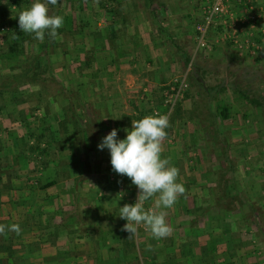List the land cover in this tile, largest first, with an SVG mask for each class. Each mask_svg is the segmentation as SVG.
<instances>
[{
	"label": "crops",
	"instance_id": "1",
	"mask_svg": "<svg viewBox=\"0 0 264 264\" xmlns=\"http://www.w3.org/2000/svg\"><path fill=\"white\" fill-rule=\"evenodd\" d=\"M202 1L188 0L189 3H192L191 11L182 13V19L184 18L187 23L186 32L182 35V38L188 34V38L194 39L195 43H197V24L202 20ZM243 1L246 3L248 0ZM251 1L254 9L235 0L232 1V9L239 15H249L256 10L261 12L258 21L252 26L248 24L243 33V35H248L258 43L260 48L256 52L251 49L240 50L230 41H224L225 26L223 23L219 24L209 34L210 41L214 42L213 48L198 51L202 54L204 51L217 52L220 50L216 57L221 60V63L213 66L217 78L209 77V80L206 79V81L203 79V73L207 68L206 64L203 65V61L194 66L200 74L199 77L196 76L193 68L195 77L199 78L200 82L201 79L205 81V83L202 82L204 87H206V83H210L209 88L223 87L224 92L227 91L229 89L228 82L225 83L221 79L219 80V74L227 73L229 69L232 71L239 67L242 73H247V76L250 77L251 85L253 83L256 88L260 84L263 86L264 0ZM13 8L17 7L14 6ZM164 17L162 15V19L157 17L156 19L159 23H162ZM192 18L195 25L191 24V28H189L190 19L192 20ZM17 23L16 20L14 26H17ZM99 24L104 27L98 26L94 38L88 34L89 31L81 28L85 35L88 34L87 37L91 39V44L95 47V51H85L82 55H87L89 58L96 57V64L88 67L94 69L96 74L98 73L96 86L94 80L85 79L80 81L64 80L65 87L89 88L100 85L105 87V81L101 79L102 76L103 79L111 77V80H114L113 83H116L120 88L122 86L121 81L116 82L117 77H119L118 73L122 71L127 74L131 71L133 73L136 68L141 66L143 61H146V63L149 61L145 57L146 51L156 49L154 44L148 40L147 34L150 33V21L148 19L139 17L124 19L112 16L109 17L110 25L106 26L102 22ZM88 28L85 27L84 29ZM15 33L13 30L8 33V36L13 40V37H18L17 41H19V36ZM110 37L114 40L113 47L109 43ZM43 41L40 42L42 45L44 44ZM82 47L86 48L85 45H82ZM190 50L197 51V46L193 47L192 45ZM8 52L0 51V87L6 83L1 82V78H3V75L6 76L9 71L8 66L5 64L7 57L15 53L13 51ZM65 52L76 53V51ZM20 55V58L24 60L27 54L23 52ZM42 56L46 57L47 55L44 53ZM234 59L239 60V62L243 60V63H236L238 61L234 62ZM42 64L40 63L32 69V75L39 76L40 70L37 67L42 68L45 63ZM46 66L43 73L52 75L56 81L55 72L58 68L53 67L50 63H47ZM63 66H65L66 71H71L66 65ZM198 67H201V69ZM48 80L47 83L52 82L51 79ZM55 81L53 82L55 83ZM44 82L40 78L36 81L39 85H45ZM23 83L24 81L21 80L16 82L17 87L21 86L20 90L28 86ZM4 93L5 90L0 89V145L2 146L0 150V167L4 166L2 162L8 164L7 168H0V224L5 226L18 224L21 232L17 235L15 232L8 231L6 227V234L0 235V264H250L249 258L256 257L255 254L250 252L254 245L252 240L249 241L248 220L244 219L241 203L233 209H227L223 206L231 198L241 199L236 191H232V181L229 182L228 186L226 184L225 187L217 182L216 177H212V183L208 187L201 185V183L199 185V182L198 184L195 183L197 189L190 191L189 194L186 193L187 196H191V199H193L190 201L191 207L185 206L184 197L182 202H180L181 198H178L172 209L167 211L166 219L173 229L172 234L168 238L159 240L153 238L143 226L139 227L138 234L135 237L128 239L129 233L123 230V226L127 221L118 216L119 207L128 204V201L123 200L121 193L111 192L107 187L104 188L102 182L97 180V184L100 185L98 184L96 189L91 188L89 193L79 198V187L86 180L83 174H80L87 170H85V167H87L85 159L100 150L98 145L112 129L118 130L117 139H124L127 134L125 129L131 130L132 120H137L135 108L130 111L129 104L130 102L134 103L130 96L84 97L80 101V109L76 108L80 112L79 114L82 115L81 120L76 122L77 125L73 124L71 122L73 116L69 112L68 119L71 121L66 122V132L62 137V133L58 132L59 127L57 129L56 125H53L49 119L41 121L42 123L37 125L34 122L32 123L33 115L23 106V104L28 103L27 97L30 95H18L22 92H18L16 96L7 95L8 92ZM57 97L46 98L44 104L52 105ZM70 102V98H65L62 105H69ZM59 109L60 113L50 107L47 110L45 109L44 112L46 115L53 114L55 121L56 118L61 121L62 118H66L68 109L66 107L65 109L64 107ZM77 111L73 112L76 116ZM204 112L202 111L201 118ZM59 114L61 116L57 117ZM206 119L209 120L210 118ZM49 123L52 124V127ZM77 127L81 129V135L84 137L80 143L74 140V136L77 134L75 128ZM46 132L48 134H45ZM43 135L49 137L44 143L39 142ZM57 135L60 138H57ZM52 137H54L53 140ZM63 138L64 140H61ZM55 139L64 141L61 144L62 147L54 146ZM183 149L190 151L189 155L196 156L199 165L203 169L209 167L213 171L215 165L211 163V158L206 159L201 154V150L198 149L199 152H197L195 147L193 149L184 147ZM108 151L107 149L106 152ZM56 156L57 158H55ZM78 156L82 158L80 159ZM36 160H38L37 163H35ZM221 160L222 155L217 161ZM58 166H61L62 170L64 167L69 170L67 173L68 178L65 179L63 175L59 179L55 178L56 167ZM180 168L187 167L182 165ZM214 173L218 178L219 173L217 171H214ZM62 174L65 175L63 172ZM91 177L88 176L89 180L92 181ZM113 177L115 182L118 180L125 182L127 180L124 176L115 172ZM69 178L74 180L68 186L66 182ZM186 180V175L181 177L179 173V182L186 184ZM239 182L240 185H243L242 180ZM57 187L62 190L60 194L56 193L55 196L54 193H49ZM137 195L138 191L136 197L132 199L133 204L137 200ZM78 200L82 203L79 204V207H82L80 210L78 208L74 211L73 206L76 204L74 202ZM193 203L194 205H192ZM145 205H149L148 208L153 207L154 199L146 202ZM76 212L86 216V219L89 218L86 225H80L81 220L79 217L75 224H71L77 216L74 214ZM68 221L69 224L66 225ZM89 230L93 233L90 242L87 236ZM95 241L96 245L94 246L95 243L92 244L91 242ZM149 245L154 248L144 252L143 248L149 247ZM111 248L116 251H112ZM100 253L104 257L102 258L106 260L100 258ZM92 256L95 258L89 260L88 258ZM107 257L111 258L108 259ZM146 257L147 261H144ZM255 264H258L257 261H255Z\"/></svg>",
	"mask_w": 264,
	"mask_h": 264
},
{
	"label": "rangeland",
	"instance_id": "2",
	"mask_svg": "<svg viewBox=\"0 0 264 264\" xmlns=\"http://www.w3.org/2000/svg\"><path fill=\"white\" fill-rule=\"evenodd\" d=\"M12 1L0 0V51L15 52L12 56L7 57L5 64L8 66L7 69L9 71L6 76L3 75V78H1V82H6L1 86L2 88L0 87L1 90H5L4 94L8 92L7 95L16 96L18 92H22L18 95H30L27 97L28 103L23 104V106L33 115L32 123L34 122L37 125L42 123L41 121L49 119L53 125H56L57 129L59 127L58 132L62 133H59L62 137L66 132V122L71 121L68 119L70 116V114L68 115L69 112L73 116L71 121L73 124L77 125L76 122L81 120L82 115L79 114L80 112L76 108L80 109V101L84 97L102 95L130 96L134 101V103L130 102L129 104L130 111L135 108L137 120L146 115H167L170 127L166 129L168 136L164 141L162 157L170 158L171 164L180 170L181 177L186 175L187 183L184 186L188 194L191 193L190 191L197 189L195 183L198 184L199 182V185L201 183V185L208 187L212 183V177H216L218 179L217 182L222 187H225L226 184L228 186L229 182L232 181L231 189L233 192L236 191V194L241 196V199L231 198L223 206L227 209H233L241 203L244 219L248 220L249 241L252 240L254 245L250 252L256 255L255 258H249V263L255 264V261L258 264L264 263V84L263 86L260 84L261 87L257 88L253 83L251 85L250 77L247 76V73H242L240 67L233 69L234 72L229 69L227 73L219 74V80L221 79L225 83L228 82L229 89L225 91L228 93L224 92L223 87L210 88L211 90L209 91L205 88H209L208 85L210 83H206V87H203L200 79L194 77V66L203 61V65H207L203 73V79L206 81V79L209 80V77L217 78L213 66L221 63V60L216 57L220 50L217 52L204 51V53L200 54V52L190 50L192 45L193 47L197 46L194 39H189L188 34L182 38V35L186 32L187 24L184 18L182 19V13L191 11L192 3H189L188 0H59L57 5H49V9L50 14L60 15L64 18L63 27L58 29L60 38L53 41L46 33L45 41L42 42L44 43L42 45L41 41L33 38V35L27 34L30 38V43L27 46L28 51L25 50L27 55L23 60L20 58V54L24 52V46L13 49L14 40L8 36V32L13 31L12 27L18 14L22 11L18 8H10ZM28 1H23L25 2L23 10L30 7L33 3V0ZM202 2L201 12L203 7L209 3V0H203ZM162 15L165 16V19L162 20V23H159L156 17L162 19ZM112 16L124 19L139 17L150 21V33L147 36L156 49L146 51L145 57L149 61L147 63L143 61L141 66L136 68L133 73L132 71L129 74L123 71L118 73L119 77H117L116 82L121 81L122 86L120 88L116 83H113L114 80H111V77L103 79L102 76L101 79L105 81L106 88L103 85L98 86L100 88L65 87L64 83L66 80L80 81L90 79V81L94 80V84L96 83L98 73L96 74L94 69L88 68L92 64H96V57L90 56L91 58H89L87 55H82V53L95 51V47L91 44L92 41L87 35H92L93 38L96 37L98 26L104 27L100 26L99 23L102 22L106 26L110 25L109 17L111 18ZM191 24L195 25L193 18L192 20L190 19L189 28H191ZM85 27L89 28L84 29ZM183 27L185 28L183 29ZM81 28L89 31V33L85 35ZM192 35L194 34L192 33ZM109 41L111 47H113L114 40L110 37ZM82 45H85L86 48H83ZM65 51H76V53H67ZM44 53L47 55L46 57L42 56ZM235 61H238L236 63H243V60L239 62V60L234 59ZM40 63L45 64L42 68L37 67L40 70L39 73L36 72L39 76L32 75V69ZM47 63L58 68L55 72L56 81L52 75L43 73ZM63 65L69 67L71 71H66ZM226 77L227 79H225ZM39 78L41 81H45L44 83L46 84H37L36 81ZM48 79H51L52 82L47 83ZM19 80L24 81L23 84L28 85L21 89L22 91L20 90L21 86L17 87L16 84ZM51 96H58L55 103L52 105L44 104V100L46 98L49 99L48 97ZM65 98L71 99L69 105H62ZM251 100L257 102L254 103ZM49 107L54 108V111H58L57 113H60L59 108L64 107L65 109L66 107L68 109L66 118L61 117V121H64L63 123L58 118L55 121L53 114L46 115L44 111ZM224 108L227 109V118L222 112ZM205 109H207L206 112H204ZM74 111H77V116L73 113ZM202 111L204 113L201 118ZM60 116V114L57 115V117ZM206 118L210 119L207 120ZM51 123L49 124L52 127ZM75 129L77 134L74 136V140L80 143L84 137L81 135L79 127ZM45 134H48V132ZM48 138V136L45 137L43 135L39 142L44 143ZM57 138H60V136L57 135ZM61 140H64V138ZM61 140L54 141V146L62 147L61 144L64 141ZM183 146L187 149L195 147L197 152L201 150V154L206 159L211 158V163L215 165L213 171L209 167L203 169L199 165L197 157L189 155L191 152L184 150ZM1 149L2 146L0 145ZM106 150L105 148L104 151H96L90 157L88 156L90 159H85L87 165L85 170H87L80 174H83L86 180L79 187L78 196L80 198V196L89 193L91 188L96 189L99 184H97L98 180L103 183L104 188L107 187L111 192L117 191V193H121L124 201H128V204H133L132 199L136 197L138 188L132 184L127 176H124L127 179L126 183L119 180L114 181V172L112 171V166H110V152H106ZM221 155L222 162H218L217 159ZM78 157L82 158L81 156ZM37 162L38 160L35 161V163ZM2 164L4 166L0 168H7L8 163L2 162ZM182 165L187 168H180ZM56 168L55 178L59 179L61 175L65 179L68 178L67 173L69 170L66 167L63 170L61 166ZM214 171L219 173L218 178ZM88 176H92V181L89 180ZM73 180L69 178L66 185L69 186L73 183ZM241 180L243 185H240L239 181ZM61 192L60 187H57L53 188L52 192L50 191L49 193H54L56 196V193L60 194ZM183 197L185 206L191 207L190 201L193 200L191 196L186 194L185 196H180V202H182ZM120 201L122 200L120 199ZM74 203H76L73 206L74 211L78 210V208L80 210L82 207H79V204H82L80 200ZM148 207L149 205H145V209H148ZM171 209H165V211ZM74 214L77 215H75L77 219L74 217L75 219L71 222L72 225L75 224L78 217L81 220L80 225H86L89 220L88 217L86 219V216L80 215L79 212ZM68 224L69 221L66 225ZM87 236L89 242L92 241L93 233L90 230L87 232ZM91 243H95L94 246L96 245V241ZM153 248L151 247V249ZM151 249L145 247L143 251ZM111 250L116 251L113 248ZM90 251L92 252L93 249ZM102 257H100L102 260H106ZM94 258L92 256L88 259L92 260ZM144 261H147V257Z\"/></svg>",
	"mask_w": 264,
	"mask_h": 264
},
{
	"label": "clouds",
	"instance_id": "3",
	"mask_svg": "<svg viewBox=\"0 0 264 264\" xmlns=\"http://www.w3.org/2000/svg\"><path fill=\"white\" fill-rule=\"evenodd\" d=\"M58 3L59 0H33L30 7L18 14L20 31L33 35L39 41L45 39L46 33L53 41L59 39L58 29L63 27L64 18L50 14L49 9V5ZM169 127L167 115H146L132 120L131 130L125 129L126 138L117 139L118 130L114 128L98 145L100 150H109L112 170L127 176L138 188L136 202L119 207L118 216L127 221L123 230L129 233L128 239L138 234L140 226L157 240L172 234L165 209L172 208L178 198L186 194V188L178 182L180 170L171 164L170 158L162 157L164 141L168 136L166 129ZM153 199L154 206L145 209V203ZM6 227L17 235L21 232L18 224H0V235L6 234Z\"/></svg>",
	"mask_w": 264,
	"mask_h": 264
},
{
	"label": "built area",
	"instance_id": "4",
	"mask_svg": "<svg viewBox=\"0 0 264 264\" xmlns=\"http://www.w3.org/2000/svg\"><path fill=\"white\" fill-rule=\"evenodd\" d=\"M233 0H209V3L203 7L202 20L197 24V52L210 50L213 44L209 39L210 32L217 28L219 24H224V41H230L238 49H251L256 52L260 45L251 39L248 35H243L245 28L254 25L261 17V12L253 11L249 15H239L232 9ZM244 3L243 0H235ZM248 0L245 6L254 9ZM243 4V5H244ZM185 81V80H184ZM176 90V89H175Z\"/></svg>",
	"mask_w": 264,
	"mask_h": 264
},
{
	"label": "trees",
	"instance_id": "5",
	"mask_svg": "<svg viewBox=\"0 0 264 264\" xmlns=\"http://www.w3.org/2000/svg\"><path fill=\"white\" fill-rule=\"evenodd\" d=\"M10 1V0H9ZM24 0H13L12 2H11V6H10V8H13L14 6H16L18 9H20V10H23V6H24V3L25 2H23ZM28 0H26V2H27ZM28 2H30V1H28ZM17 22H18V17H17ZM12 30H14V33L17 35V36H19V41H17V38L16 39H14V41H13V44H12V46H13V49L15 48H21V46L23 45L24 46V52H26V51H28V48H27V46H28V44L30 43V38H29V36H27V34L26 33H23V32H21L20 31V29H19V23H17V26H13L12 27ZM8 33H10V31L8 32ZM46 46V45H45ZM26 50V51H25ZM199 69H201V67H198ZM194 77H195V75H194ZM196 78V77H195ZM197 79V78H196ZM201 84L203 85V83H202V81H201ZM203 87H204V85H203ZM205 89H208L209 91L211 90L210 88H205ZM252 102H254V103H256L257 101H255V100H251ZM226 110L227 109H225L224 108V110L222 109V112L224 113V115H225V117H227L228 116V114H227V112H226ZM50 184H52V183H50Z\"/></svg>",
	"mask_w": 264,
	"mask_h": 264
},
{
	"label": "water",
	"instance_id": "6",
	"mask_svg": "<svg viewBox=\"0 0 264 264\" xmlns=\"http://www.w3.org/2000/svg\"><path fill=\"white\" fill-rule=\"evenodd\" d=\"M194 72H195L196 76L199 77L200 74L197 72L196 67H194ZM201 81H202L203 83H205V81H204L203 79H201Z\"/></svg>",
	"mask_w": 264,
	"mask_h": 264
}]
</instances>
